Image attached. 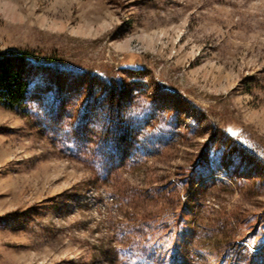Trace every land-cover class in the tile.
<instances>
[{"label": "rangeland", "instance_id": "1", "mask_svg": "<svg viewBox=\"0 0 264 264\" xmlns=\"http://www.w3.org/2000/svg\"><path fill=\"white\" fill-rule=\"evenodd\" d=\"M7 52L0 264H261L264 0H0Z\"/></svg>", "mask_w": 264, "mask_h": 264}, {"label": "trees", "instance_id": "2", "mask_svg": "<svg viewBox=\"0 0 264 264\" xmlns=\"http://www.w3.org/2000/svg\"><path fill=\"white\" fill-rule=\"evenodd\" d=\"M32 62L29 53L7 52L0 55V106L18 113L27 114L32 107V98L29 94L27 84V70ZM254 233V232H253ZM250 233L249 235L253 234ZM247 245L251 251L249 255H254L264 251V239ZM163 250V249H161ZM244 252H239V254ZM172 256H177L178 252L173 249Z\"/></svg>", "mask_w": 264, "mask_h": 264}, {"label": "snow or ice", "instance_id": "3", "mask_svg": "<svg viewBox=\"0 0 264 264\" xmlns=\"http://www.w3.org/2000/svg\"><path fill=\"white\" fill-rule=\"evenodd\" d=\"M261 264H264V260L261 261Z\"/></svg>", "mask_w": 264, "mask_h": 264}]
</instances>
